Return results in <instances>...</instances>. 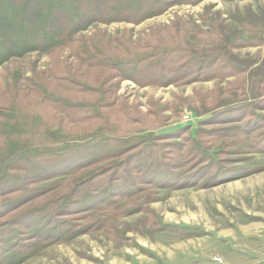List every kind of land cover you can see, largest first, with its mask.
Wrapping results in <instances>:
<instances>
[{"label":"trees","instance_id":"1","mask_svg":"<svg viewBox=\"0 0 264 264\" xmlns=\"http://www.w3.org/2000/svg\"><path fill=\"white\" fill-rule=\"evenodd\" d=\"M199 1L0 0V66L33 52L54 63L29 75L10 72L0 86V264H22L52 243L100 229L98 221L70 226L65 219L105 207L119 211L118 200L143 184L189 185L181 165L198 160H187L185 144L171 142L178 134L136 135L159 128L166 118L121 106L116 93L124 80L156 88L209 81L213 75L202 71H212L214 59L192 54L181 18L151 28L137 42L128 30L110 36L98 29L89 38L81 32L94 23L138 25L171 6ZM198 31L200 43L212 35ZM164 107L161 112L169 105ZM56 128L78 135L81 143L60 144Z\"/></svg>","mask_w":264,"mask_h":264},{"label":"rangeland","instance_id":"2","mask_svg":"<svg viewBox=\"0 0 264 264\" xmlns=\"http://www.w3.org/2000/svg\"><path fill=\"white\" fill-rule=\"evenodd\" d=\"M176 18L186 23L192 54L214 59L212 71H202L211 79L162 88L124 80L116 94L121 106L166 118L159 128L136 135L178 134L171 142L185 144L186 159L198 160L181 165L189 185L143 184L116 203L119 211L133 213L116 215L119 211L105 207L66 217L70 226L98 221L102 227L41 248L22 264H264V0L177 4L138 25L94 23L81 34L89 38L100 29L113 36L128 30L132 42L144 41L151 28L164 29ZM198 27L212 33L207 42L198 41ZM70 61L75 63L73 57ZM53 64L48 54L12 58L0 66V86L10 72L29 75ZM54 133L62 145L81 143L78 135L58 128ZM188 139L197 143L196 150L188 148ZM187 171L195 174L186 177Z\"/></svg>","mask_w":264,"mask_h":264},{"label":"built area","instance_id":"3","mask_svg":"<svg viewBox=\"0 0 264 264\" xmlns=\"http://www.w3.org/2000/svg\"><path fill=\"white\" fill-rule=\"evenodd\" d=\"M187 118V117H186Z\"/></svg>","mask_w":264,"mask_h":264}]
</instances>
